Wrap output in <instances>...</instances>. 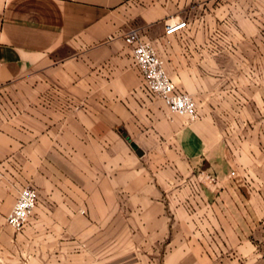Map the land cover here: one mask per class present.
<instances>
[{
	"label": "crops",
	"instance_id": "crops-1",
	"mask_svg": "<svg viewBox=\"0 0 264 264\" xmlns=\"http://www.w3.org/2000/svg\"><path fill=\"white\" fill-rule=\"evenodd\" d=\"M183 1L0 0V264H113L119 240L106 235L125 232L126 206L147 217L134 226H173L174 184L189 197L191 178L233 231L245 165L206 116L146 92L124 39L138 28L187 91L197 67L177 42ZM178 19L185 27L166 33ZM28 184L37 203L15 231L6 214Z\"/></svg>",
	"mask_w": 264,
	"mask_h": 264
},
{
	"label": "rangeland",
	"instance_id": "rangeland-1",
	"mask_svg": "<svg viewBox=\"0 0 264 264\" xmlns=\"http://www.w3.org/2000/svg\"><path fill=\"white\" fill-rule=\"evenodd\" d=\"M182 16L188 26L177 42L197 67L182 88L195 98L198 118L206 116L245 165L233 190V231L218 226L202 182L191 178L189 197L174 184L173 226H134L147 217L126 206L125 232L120 226L106 235L119 240L110 247L120 256L113 264H264V0H185ZM5 101L0 93V113Z\"/></svg>",
	"mask_w": 264,
	"mask_h": 264
},
{
	"label": "built area",
	"instance_id": "built-area-1",
	"mask_svg": "<svg viewBox=\"0 0 264 264\" xmlns=\"http://www.w3.org/2000/svg\"><path fill=\"white\" fill-rule=\"evenodd\" d=\"M184 20H171L165 24V32L170 33L185 27ZM125 41L132 46V59L142 79L147 93L162 98L169 112L195 120L199 111L195 98L187 91L179 88L167 70L163 59L153 44L144 39L138 28L127 30ZM215 180L214 177H210ZM38 199V191L32 185L22 186L6 214V223L15 231H20L27 223Z\"/></svg>",
	"mask_w": 264,
	"mask_h": 264
},
{
	"label": "water",
	"instance_id": "water-1",
	"mask_svg": "<svg viewBox=\"0 0 264 264\" xmlns=\"http://www.w3.org/2000/svg\"><path fill=\"white\" fill-rule=\"evenodd\" d=\"M137 153H138V154H141V152H140L138 149H137Z\"/></svg>",
	"mask_w": 264,
	"mask_h": 264
}]
</instances>
